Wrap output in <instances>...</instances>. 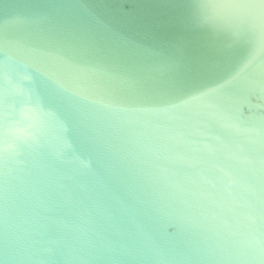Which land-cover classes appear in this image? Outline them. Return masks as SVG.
Instances as JSON below:
<instances>
[{
	"label": "water",
	"instance_id": "1",
	"mask_svg": "<svg viewBox=\"0 0 264 264\" xmlns=\"http://www.w3.org/2000/svg\"><path fill=\"white\" fill-rule=\"evenodd\" d=\"M0 264H264V0H0Z\"/></svg>",
	"mask_w": 264,
	"mask_h": 264
}]
</instances>
